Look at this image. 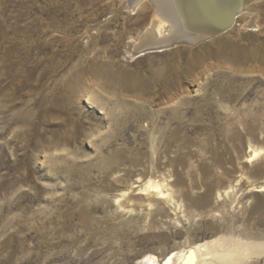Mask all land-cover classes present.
Listing matches in <instances>:
<instances>
[{
  "label": "rangeland",
  "instance_id": "1",
  "mask_svg": "<svg viewBox=\"0 0 264 264\" xmlns=\"http://www.w3.org/2000/svg\"><path fill=\"white\" fill-rule=\"evenodd\" d=\"M137 1L0 0L62 10L27 81L0 69V264H264V0L139 54ZM98 55L116 61L102 88Z\"/></svg>",
  "mask_w": 264,
  "mask_h": 264
},
{
  "label": "bare ground",
  "instance_id": "2",
  "mask_svg": "<svg viewBox=\"0 0 264 264\" xmlns=\"http://www.w3.org/2000/svg\"><path fill=\"white\" fill-rule=\"evenodd\" d=\"M138 1L134 3V5H131V8L138 6L141 9H152L153 15L151 17L150 26L147 27L144 35L141 36L139 45L136 47L135 53L137 54L143 51L148 52L150 47H143L148 44L146 43L148 41L150 42L152 40L157 44H161L175 37L183 38L186 41L189 37H210L212 36L210 34L218 29L226 28L225 31H228L233 28L238 19L242 16V13L250 14V16L254 15V12L250 7V4L253 2L252 0H242L240 10L234 16L233 11L231 10V8H235L233 6L234 4H232L229 9L227 6H224L221 9L217 6L219 5L220 0H143L140 3H138ZM61 11L60 8L53 7V9L45 8L33 15L27 10H16V13L9 17L0 14V69L27 81L29 77L38 70L37 63L34 67L31 65L36 61H41L39 55L36 58H32V53L34 51L40 53V48L38 47L39 43L35 38L39 37L37 34L38 30L43 31L44 26L46 29H49L51 28V24H59ZM63 11L66 15L65 17L70 15L69 10ZM229 12L232 14L231 18L229 17ZM232 21L233 23H231ZM165 26L169 27L168 31L170 34L167 38L162 35ZM190 30H192V32H190ZM161 47L163 46H157L151 49L155 50L157 48L160 49ZM83 62L84 61H82V63ZM115 65L116 61L113 59H106V57L98 55V57L85 62L84 72L91 75L92 82L96 87L102 88V85H105L108 80L111 79L110 77H113L110 76V73L115 71ZM196 92H198V89L194 90V93ZM185 93L187 92L181 90L177 97H183ZM174 99L169 98L167 102L163 104L168 105L171 102L173 103L175 102ZM259 153V151H254L252 155L253 159L259 156ZM159 184L160 183L150 182L145 191L154 192L160 197L169 196L170 194L164 193L162 186ZM192 258V252L182 256V259H186L187 262ZM167 260L171 262L172 256ZM144 262L145 264H159L154 257H149L148 259H145Z\"/></svg>",
  "mask_w": 264,
  "mask_h": 264
},
{
  "label": "water",
  "instance_id": "3",
  "mask_svg": "<svg viewBox=\"0 0 264 264\" xmlns=\"http://www.w3.org/2000/svg\"><path fill=\"white\" fill-rule=\"evenodd\" d=\"M232 4H234L233 6H234L235 8H231V7H230V6H232ZM241 4H242V0H235V2H234V0H233V2H232V0H220L219 5H217V6H218L219 8H221V9H222V7H224V6H227L228 9L231 8V10L233 11V16H234V15H236V14L239 12L240 7H241ZM231 16H232V14H231V12H229V17L231 18ZM231 23H233V21H232ZM225 29H226V28L218 29L217 31L213 32V33L210 34V35L214 36V34L216 35L217 33H221V32H223V31H225ZM190 32H192V30H190ZM212 36H210V37H212ZM201 37L206 38V36H201ZM173 39H174V38H173ZM173 39H172V40H173ZM178 39H182V38H178ZM170 40H171V39H170ZM170 40H169V41H170ZM166 42H167V41H166ZM166 42H164V43H166Z\"/></svg>",
  "mask_w": 264,
  "mask_h": 264
}]
</instances>
